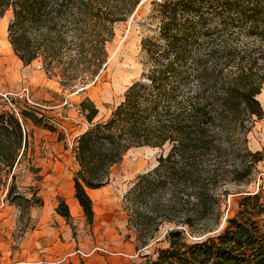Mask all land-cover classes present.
Listing matches in <instances>:
<instances>
[{
    "label": "trees",
    "instance_id": "obj_1",
    "mask_svg": "<svg viewBox=\"0 0 264 264\" xmlns=\"http://www.w3.org/2000/svg\"><path fill=\"white\" fill-rule=\"evenodd\" d=\"M141 1L0 0V18L11 12L7 41L24 66L39 62L49 78L68 85L99 73L114 26ZM148 18L156 33L141 40L144 71L105 119L95 120L91 101L79 104L88 126L73 150L74 198L92 226L88 191L104 187L128 151L167 147L123 196L138 247L164 222L191 232L218 224L229 185L248 182L264 161L247 140L263 117L257 97L264 83V0H151ZM21 113L45 127L43 116ZM27 147L20 120L0 112V187H7L6 202L26 223L30 210L42 206L16 186L13 169ZM55 212L71 221L63 199ZM263 214L258 196L243 197L216 236L188 241L181 229L172 230L167 246L142 264H264Z\"/></svg>",
    "mask_w": 264,
    "mask_h": 264
},
{
    "label": "rangeland",
    "instance_id": "obj_2",
    "mask_svg": "<svg viewBox=\"0 0 264 264\" xmlns=\"http://www.w3.org/2000/svg\"><path fill=\"white\" fill-rule=\"evenodd\" d=\"M150 11L151 0H143L126 22L114 26V36L105 44L107 58L104 66L87 84L88 88L84 92L71 97V100L77 104L84 100L91 101L98 111L95 120L105 119L121 101L127 87L138 80L144 71L141 40L155 36L156 33V23L148 18ZM10 19V11L0 18V90L17 93L27 89L28 95L45 107L42 122L45 127L24 118L22 113L17 117L29 137V146L20 156L13 173L16 175V186L20 193L28 198L35 194L41 198L42 203H46V183L40 177L42 174H39V168L34 166L37 159H43L48 155L45 148H41V144L64 145L66 156L63 158L69 162H67L68 175L62 178L61 186L63 189L69 188L71 176L75 172H73V164L76 163L73 154L75 138L83 127L77 123V120H86L85 117L79 118L72 112L71 116L65 114L67 109L62 106V100L66 94L60 91L63 84H60L58 79L49 78L41 70H37L35 65L39 62L24 66L18 60L7 41V25ZM257 98L263 109V117L254 124L247 135V140L248 148L252 152L260 151L264 155V83ZM166 151L148 147L128 151L122 161L110 170L108 183L99 191L90 193L94 209L93 225L88 226L80 212L79 218L74 217L71 219V226H66L68 230L70 229L69 238L66 239L64 232L60 236L63 243L68 240L71 244L78 264H142L145 256H151L157 249L167 246L166 236L172 230L181 229L188 241L206 236L213 237L224 229L226 220L235 214L241 198L258 196L259 202L264 206V161H262L257 164L256 171L248 182L229 185L228 194L223 197L218 224L198 226L197 231L191 232L186 227L164 222L146 246L138 247L135 236L126 223L123 196L132 187L137 176L153 169L157 165L158 157ZM6 193L7 187H0V199L2 198L5 203H7ZM260 218L264 224V214ZM12 224L17 239L27 227L31 226V223H26L25 219L19 218V211L16 208ZM72 229L74 235H71ZM11 249L16 252L19 246L15 244Z\"/></svg>",
    "mask_w": 264,
    "mask_h": 264
},
{
    "label": "crops",
    "instance_id": "obj_3",
    "mask_svg": "<svg viewBox=\"0 0 264 264\" xmlns=\"http://www.w3.org/2000/svg\"><path fill=\"white\" fill-rule=\"evenodd\" d=\"M53 83L57 84L56 82ZM70 113L69 110L65 111L68 116H71ZM77 121L83 127L77 133L76 138L88 126V123L84 120L78 119ZM41 148H45L48 155L43 159H37L34 166L39 168L38 172L40 175L42 174L40 177L46 183V203L44 202L42 206L33 207L30 210L29 223H31V226L27 227L22 236L17 239L14 236L15 227L12 224L15 208L5 203L2 198L0 199V264H78V259L74 257L71 244L68 243V240L63 243L60 239L63 232L66 239L69 238L70 229L68 230L66 226H71V221L66 222L55 212L59 199L65 201L71 219L74 217L79 218L81 212L74 198L73 181L67 189H63L61 186L62 178L68 175L67 162L69 161L63 158L66 156L64 154L66 151L64 145L58 143L51 144V146L42 143ZM73 167L74 172L77 169V164H73ZM96 191H99V189L88 191V194L90 195L91 192ZM15 244L19 246V250L13 252L11 247Z\"/></svg>",
    "mask_w": 264,
    "mask_h": 264
},
{
    "label": "built area",
    "instance_id": "obj_4",
    "mask_svg": "<svg viewBox=\"0 0 264 264\" xmlns=\"http://www.w3.org/2000/svg\"><path fill=\"white\" fill-rule=\"evenodd\" d=\"M35 68L44 72L40 63H37ZM91 81L92 80H90L88 77L84 76L77 78L68 85H62L60 87V91L66 94L63 97L62 106L65 109L73 112L79 118H84L85 112L81 110L79 104L71 100V97L84 92L88 88L87 84ZM44 109V105L36 102L28 95L27 89H22L17 93L0 90V112H8L15 117H18L22 110H26L33 111L38 117H42Z\"/></svg>",
    "mask_w": 264,
    "mask_h": 264
},
{
    "label": "water",
    "instance_id": "obj_5",
    "mask_svg": "<svg viewBox=\"0 0 264 264\" xmlns=\"http://www.w3.org/2000/svg\"><path fill=\"white\" fill-rule=\"evenodd\" d=\"M160 151H166L167 150V147L166 146H164L162 149H159Z\"/></svg>",
    "mask_w": 264,
    "mask_h": 264
},
{
    "label": "bare ground",
    "instance_id": "obj_6",
    "mask_svg": "<svg viewBox=\"0 0 264 264\" xmlns=\"http://www.w3.org/2000/svg\"><path fill=\"white\" fill-rule=\"evenodd\" d=\"M263 126H264V124H263Z\"/></svg>",
    "mask_w": 264,
    "mask_h": 264
}]
</instances>
